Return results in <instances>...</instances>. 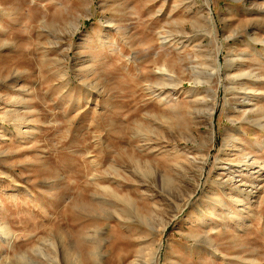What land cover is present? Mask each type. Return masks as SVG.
Here are the masks:
<instances>
[{
    "label": "rangeland",
    "instance_id": "374dc122",
    "mask_svg": "<svg viewBox=\"0 0 264 264\" xmlns=\"http://www.w3.org/2000/svg\"><path fill=\"white\" fill-rule=\"evenodd\" d=\"M0 264H264V0H0Z\"/></svg>",
    "mask_w": 264,
    "mask_h": 264
},
{
    "label": "bare ground",
    "instance_id": "6f19581e",
    "mask_svg": "<svg viewBox=\"0 0 264 264\" xmlns=\"http://www.w3.org/2000/svg\"><path fill=\"white\" fill-rule=\"evenodd\" d=\"M163 39L166 41V38H163ZM180 84H181V83H180ZM174 86H175V85H174ZM177 88H178V87H177ZM157 92H158V91H157ZM158 94H159V93H158ZM171 94H172V93H171ZM171 94H170V95H171ZM170 95H169V96H170ZM159 96H160V95H159ZM238 141H239V140H238ZM244 170H246V169H244ZM244 170H243V171H244Z\"/></svg>",
    "mask_w": 264,
    "mask_h": 264
}]
</instances>
